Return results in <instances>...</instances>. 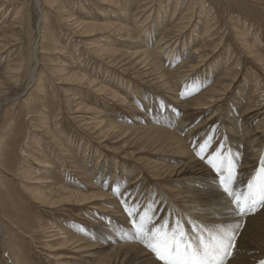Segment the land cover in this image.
<instances>
[{"label":"rangeland","instance_id":"374dc122","mask_svg":"<svg viewBox=\"0 0 264 264\" xmlns=\"http://www.w3.org/2000/svg\"><path fill=\"white\" fill-rule=\"evenodd\" d=\"M48 1L11 0V6L0 11V27L13 19L16 9L24 21L20 34L15 29L0 36V264H10L7 257L16 264H120V260L126 264L130 254H124L127 248L121 244L140 243L122 237L121 233L132 234L131 224L105 184L120 185L141 203L154 201L159 222L179 218L185 230L187 219L193 220L188 217L186 189L195 186L194 194L202 192L200 208L214 209L204 224L237 223L240 218L222 207L225 198L206 164L200 161L208 173L204 191L196 188H202L199 184H186L185 174L175 171L185 161L179 157L186 155L183 146L198 160L193 147L212 135L213 128L224 152L237 158L238 188L244 189L259 171L264 159V0ZM75 19L96 22L98 28L91 32L68 27ZM107 23L132 30L102 27ZM35 41L36 62L31 55ZM96 46L116 54L110 57L108 51L99 58ZM144 48L168 72V88L150 73H140L149 67L136 64L143 60ZM200 57L194 69L183 67ZM17 59L22 68L15 81L8 78L6 67H13ZM32 68L37 75L28 85ZM75 72L94 85L75 80ZM223 82L227 87L211 94L210 100L194 102ZM99 87L106 91H97ZM76 106H83V111L72 113ZM148 114L161 115L170 123L147 120ZM181 120L195 139L180 131ZM232 122L238 125L235 130ZM39 177L44 181L36 183ZM60 185L69 190L58 193L60 197L72 191L85 194L87 200L55 203L52 208L37 201V191L51 202L60 198L56 194ZM100 192L106 196L99 197ZM92 193L96 196L87 198ZM253 216L264 219V209L244 218ZM256 229L262 233L257 235ZM250 231L246 241L251 246L245 250L257 264L264 259L259 240L264 229L254 226Z\"/></svg>","mask_w":264,"mask_h":264},{"label":"snow or ice","instance_id":"6c2138e0","mask_svg":"<svg viewBox=\"0 0 264 264\" xmlns=\"http://www.w3.org/2000/svg\"><path fill=\"white\" fill-rule=\"evenodd\" d=\"M180 95L184 97L185 92ZM161 107L164 105L161 104ZM212 131V135L194 145L193 154L214 173L213 179L226 201L222 207L240 218L235 224L189 222L191 230L188 231L179 218L174 223L169 219L159 222L156 217L158 206L154 201L141 203L132 199L127 189L122 191L120 185L105 184L117 198L126 222L131 224L132 234L121 233L122 237L137 240L159 264H232L242 236L243 218L264 209V159L245 188H238L237 158L224 152L223 143L216 140V129ZM214 144L217 146L214 147ZM110 223L109 220L105 227ZM257 264H264V259H258Z\"/></svg>","mask_w":264,"mask_h":264},{"label":"bare ground","instance_id":"6f19581e","mask_svg":"<svg viewBox=\"0 0 264 264\" xmlns=\"http://www.w3.org/2000/svg\"><path fill=\"white\" fill-rule=\"evenodd\" d=\"M55 0H51L50 1V3H52V2H54ZM142 1H144V3H145V0H142ZM147 1V0H146ZM46 2H49L48 0H46ZM176 2V1H175ZM193 2V1H192ZM177 3V2H176ZM175 3V4H176ZM190 3V2H189ZM188 3V4H189ZM174 4V5H175ZM191 4V3H190ZM169 5V4H168ZM11 6V0H0V11H2L3 9L5 10V9H7V7H10ZM186 6V5H185ZM194 6V5H193ZM140 7H141V4H140ZM177 7V6H176ZM188 7V6H187ZM139 8V7H138ZM148 8V7H147ZM167 8V7H166ZM41 9V11H42V8H40ZM142 9V8H141ZM144 9V8H143ZM10 10V9H9ZM174 10V9H173ZM190 10H191V8H190ZM189 10V11H190ZM140 11V10H139ZM175 11V10H174ZM179 11H180V9H179ZM5 12V11H4ZM148 12V11H147ZM176 12V11H175ZM187 12V11H186ZM151 14V13H150ZM186 14V13H185ZM189 14V13H188ZM39 15V14H38ZM193 15V14H192ZM43 16V11H42V13H41V17ZM171 16H172V14H171ZM183 16V15H182ZM40 16H38V18H39V20H40V18H41ZM70 17H72V14H70L69 16H68V18L67 19H69ZM147 17V16H146ZM156 17V16H155ZM184 17H185V15H184ZM63 20H65V18L64 17H61ZM149 17H147V19H148ZM170 18H172V17H170ZM181 18V17H180ZM73 19L74 18H71L70 20H68V21H73ZM161 19H163V18H161ZM174 19V18H173ZM176 19H178V18H176ZM192 19V18H191ZM39 20H38V23H37V25H39L40 24V22H39ZM42 20V19H41ZM145 20V19H144ZM184 20H185V18H184ZM172 21V20H171ZM177 21H180V19L179 20H177ZM182 21H183V19H182ZM186 21H187V19H186ZM23 17H22V15H21V10L20 9H16V11H14V16H13V19L8 23V24H5V25H3L2 27H0V36H2V37H5V35L7 36V33H9V32H7V30H14L13 32H15V29H16V32H18L19 34H20V30L23 28ZM142 22H143V20H142ZM170 22V21H169ZM187 22H189V21H187ZM209 22V21H208ZM96 22H92V21H90V22H82V21H78V19H75L74 20V22H72V23H67V26L68 27H71L72 26V28H77L78 26H80V28H84L85 29V31H95V29L96 28H98L97 27V25L95 24ZM144 23V22H143ZM142 23V24H143ZM145 23H147L146 21H145ZM76 24V25H75ZM99 24V23H98ZM160 24V23H159ZM162 24V23H161ZM171 24V23H170ZM169 24V25H170ZM173 24H175V23H173ZM209 24V23H208ZM207 24V25H208ZM122 25V24H121ZM121 25H116V24H113V23H107V24H105V25H102V27H104V28H112V29H114L115 31H117V32H121V31H125V32H128V31H130V30H132L131 28H126L125 26H121ZM140 25H141V23H140ZM144 25V24H143ZM143 25H141V26H143ZM147 25V24H146ZM177 25V24H176ZM182 25V24H181ZM145 26V25H144ZM155 26V25H154ZM158 26V25H157ZM161 26V25H160ZM171 26H173V25H171ZM178 26H179V24H178ZM177 26V27H178ZM136 27H138V26H136ZM140 27V26H139ZM179 27H181V26H179ZM188 27V24H184V26H183V31H185L186 30V28ZM208 26H206L205 27V29L207 28ZM27 28H29V26L27 27ZM143 28V27H142ZM150 28V27H149ZM169 28H172V27H169ZM137 29H139V28H137ZM141 29V28H140ZM159 28H157V30H158ZM179 29H181V28H179ZM204 29V30H205ZM208 29H210V28H208ZM18 30V31H17ZM155 30V29H154ZM163 30H165V32L167 33V31H166V29H163ZM171 30V29H170ZM169 30V31H170ZM172 30H174L173 28H172ZM207 30V29H206ZM146 31V30H145ZM205 32V31H204ZM206 32H209V30L208 31H206ZM205 32V33H206ZM165 33V34H166ZM170 33H171V31H170ZM173 33V32H172ZM11 34H14V33H11ZM165 34H163V35H165ZM207 34V33H206ZM151 35V34H150ZM149 35V36H150ZM172 35V34H171ZM204 35V34H203ZM167 36H169V33H168V35ZM161 37H163V36H161ZM160 37V38H161ZM166 37V36H165ZM182 37H184V36H182ZM194 37V36H193ZM159 38V39H160ZM152 39V38H151ZM150 39V40H151ZM164 39V38H163ZM166 40V42H167V39H165ZM191 40V39H190ZM160 41H163V40H159L158 42H160ZM149 43V42H148ZM36 41L34 42V44L32 45V53H31V55H32V58H33V60L36 62L37 60V57H36ZM157 44V43H156ZM155 44V45H156ZM160 44V43H159ZM163 44H164V42H163ZM177 44V43H176ZM1 46L3 47V46H5V44H1ZM164 46V45H163ZM216 46V45H215ZM7 47V46H6ZM166 47V46H165ZM207 47V46H206ZM205 47V48H206ZM212 47V46H211ZM4 48V47H3ZM163 48V47H162ZM175 48V47H174ZM246 48H247V50H249V47H247L246 46ZM109 48H104V47H98V46H96L95 47V49H94V53L96 54V56L97 57H103L102 55H106V54H108V51H111V56L110 57H112L114 54H116L115 53V50H108ZM155 48H153V50H154ZM156 49H157V46H156ZM160 49V48H159ZM158 49V50H159ZM202 49H203V47H202ZM250 49H251V47H250ZM76 50V49H75ZM74 50V51H75ZM157 50V51H158ZM161 50V49H160ZM163 50V49H162ZM206 50H207V48H206ZM252 50V49H251ZM73 51V52H74ZM159 52V51H158ZM179 52V51H178ZM195 52V51H194ZM75 54V53H74ZM142 54H143V60H142V57L138 60V61H136V64H142L143 66H149L148 67V69L146 68L145 70L146 71H149V72H146L145 70L144 71H140V73L142 74V75H147V74H151V75H153L152 77H153V79H156L158 82H159V84L162 86V87H164V88H168L170 85H169V80H168V76H167V73L165 72V70H161V66H158L157 65V62L155 61V59H154V57H153V55H155V54H153L152 55V53L149 51V50H145V48L142 50ZM156 54H157V52H156ZM159 55L161 54V52H159L158 53ZM159 55H156V57L157 56H159ZM163 54H161L160 56H162ZM181 55V54H180ZM184 55V54H183ZM189 55V54H188ZM193 55H194V53H193ZM107 56V55H106ZM165 56V55H164ZM181 57H183V56H181ZM16 58V57H15ZM159 58V57H158ZM190 58V57H189ZM194 58V57H193ZM201 58L202 57H200V59L197 61H194V60H192L191 61V63L189 62V63H186L185 65H183V67H193V69H194V67H196L195 65H197V64H199L198 62H200L201 61ZM229 58V57H228ZM257 58V57H256ZM259 58V57H258ZM102 59V58H101ZM148 59H152V61L150 62ZM174 59V58H173ZM183 59V58H182ZM191 59V58H190ZM203 60V59H202ZM260 60H262V59H260ZM16 61V60H15ZM17 61L18 62H16V63H14V66L12 67V66H9V67H6V69H7V71H8V73H10V76L8 77L9 79H14L15 81H18V72H19V70L22 68V62L20 61V60H18L17 59ZM184 61V60H183ZM35 62H34V64H35ZM149 62V63H148ZM170 62V61H169ZM180 63V62H179ZM182 63V62H181ZM7 66V65H6ZM179 66H181V65H179ZM181 68H182V66H181ZM158 70H160V71H158ZM174 70V69H173ZM181 70V69H180ZM169 71V70H168ZM177 71V70H176ZM173 72L172 71V74H174V75H177L178 73L177 72ZM30 73H29V75H28V77H27V84L29 85V84H31L32 83V81L34 82L35 81V79H36V75H37V70H35L34 68H32L30 71H29ZM80 73V72H79ZM79 73H77V72H75L72 76H74L73 78L75 79V80H78V81H80V82H86L87 84H90V85H94V82L93 81H91V80H85V76L84 75H82V74H79ZM169 73H171V72H169ZM181 73V72H180ZM171 74V75H172ZM184 76V75H183ZM179 78V77H178ZM207 78V77H206ZM85 80V81H84ZM1 84V83H0ZM42 82L41 83H39V90H42ZM27 85V86H28ZM1 87V86H0ZM227 87V85L223 82V83H220L218 86H215V87H213L212 89H211V91H208V92H206V93H203L202 95H201V97H199L197 100H195L194 102L196 103V104H198V105H202V104H204V102L206 101V100H210L211 99V94H213V93H217V92H219V89L220 88H223V89H225ZM96 90L97 91H106V88H103V87H99L98 89L96 88ZM169 91V90H168ZM173 92V90L171 91V93ZM5 94V93H4ZM173 94V93H172ZM110 95V94H109ZM118 95V94H117ZM113 96V95H112ZM113 98H115L114 96H113ZM174 100V99H173ZM2 101H5V100H2ZM177 101V100H176ZM181 102V101H180ZM179 102V103H180ZM210 102V101H209ZM176 103V102H175ZM251 107V106H250ZM87 108V107H86ZM86 108H85V110H86ZM83 109V106H76V108L72 111V113H76L77 111H79V110H81V111H83L82 110ZM89 111V110H88ZM147 120H155V121H161V122H169L170 123V121L169 120H167V119H165V118H162L161 117V115L159 116L158 114H157V116H154V115H150V114H148V116L147 117H145ZM103 122V121H102ZM178 124H180V131H182L183 133H185L186 135H184V136H186V137H191L192 136V138H191V140H193V139H195V135L193 136V135H190L191 133H190V131H188V129L186 130V128L184 127L185 126V122L184 121H180V122H178ZM86 126V125H85ZM238 125H236L234 122H232L231 124H230V127L232 128H234V130L236 129V127H237ZM88 129H89V127H87ZM90 128H92V127H90ZM187 131V132H186ZM224 131V130H223ZM102 132V130L101 131H99V133H101ZM104 132V131H103ZM102 132V133H103ZM180 138V137H179ZM178 138V142H180L181 144L183 143L180 139ZM198 141V140H197ZM237 144V143H236ZM183 145V144H182ZM186 146V145H185ZM185 146H183V150H182V154L185 152L186 153V155H179V157L180 156H183V157H185V161H181V162H179V164L177 165V168H176V173L177 172H183L184 174H185V176H186V179L184 180V182L186 183V184H189V183H192V184H199L200 186H202V188L201 189H199L200 187H196L198 190H205L206 188H208V187H206V185H209V183L207 182V179H208V173L206 172L207 171V169L205 168V166L200 162V161H198V160H196L195 158H193L192 156L193 155H190L189 154V151H188V149L185 147ZM66 150V149H65ZM188 152V153H187ZM86 154V153H85ZM54 156V155H53ZM52 156V157H53ZM178 157V158H179ZM55 162V161H54ZM244 163V162H243ZM45 169V168H44ZM209 170V169H208ZM41 175V174H40ZM102 176H104L103 174H102ZM45 177V176H44ZM42 177H39V178H37V179H41ZM201 178H203V179H205V180H202ZM44 178H42L41 180H36L35 182L36 183H41L42 181H44L43 180ZM46 179V178H45ZM103 179L104 178H102L101 179V182L103 181ZM195 179L196 180H199V181H195ZM49 181H47V183H48ZM53 182V181H52ZM25 183H29L28 182V180L25 182ZM43 183H46V182H43ZM185 188H187L186 186H184ZM99 188V187H98ZM194 189H195V186L193 187ZM192 188V189H193ZM204 188V189H203ZM210 188V187H209ZM56 189H58V191H56V194H58V193H61V192H63V194L65 193V192H69V190L67 189V188H65V187H63V186H58ZM192 189L191 188H187L186 189V194H188L187 196H185V197H187V201H188V204L189 205H187V211H191L189 214H188V217H190V218H193V220H191L190 221V219H187V220H189V222H194V223H203V221H205L204 219H209V215H208V213L209 212H211V211H213L214 209H210V210H208V211H204L203 209H201L200 208V204H199V202H197L198 200H199V195L201 196V191H200V194L199 193H196V194H194L195 193V190L194 191H192ZM71 194H69L68 196H62V197H60V195L61 194H58L57 196L58 197H60V198H58V199H55L54 201H50V197L47 195V194H43V193H41V192H39V191H37L36 192V194H37V197H36V199H37V201L38 202H40V203H42V204H44V203H47V204H49L48 206L50 207V208H52L53 207V204H70V202L71 201H74V203H80V202H85L87 199L85 198V197H83V196H85V194L83 195V194H80V193H73L72 191L70 192ZM62 194V195H63ZM99 195V197L100 196H106V194L105 193H102V192H100V193H98ZM181 194V193H180ZM184 194H185V192H184ZM94 196H96V193L95 194H91V196H87V198H93ZM72 198H74L75 200H73ZM103 198H105V197H103ZM198 198V199H197ZM98 199V198H97ZM211 199V198H210ZM213 199V198H212ZM215 199V198H214ZM210 201V200H209ZM214 201V200H213ZM215 202V201H214ZM207 203V202H206ZM210 203V202H209ZM220 204V203H219ZM212 206H214L213 204H212ZM216 207V206H215ZM203 208V207H202ZM216 209H217V207H216ZM221 209V208H220ZM222 210V209H221ZM224 210V209H223ZM222 210V211H223ZM218 211V210H217ZM216 211V212H217ZM219 212H221V211H219ZM221 214H222V212H221ZM226 215V214H225ZM232 215V214H231ZM231 215H230V217H231ZM219 216L221 217V216H224L223 214L222 215H220V213H219ZM226 218V217H225ZM239 218V217H238ZM211 219H212V217H211ZM210 219V220H211ZM228 219V218H227ZM230 219V218H229ZM236 220V219H235ZM238 220H240V219H238ZM263 220V221H262ZM206 221H208V220H206ZM217 221V220H216ZM187 223L186 225H187V230H191V223ZM224 222V221H223ZM207 224H210L211 225V223L210 222H206ZM243 225H242V236H241V238H240V240H239V246H238V248H237V250H236V255H235V258L233 259V261H232V264H242V263H247V264H255V260H252L253 258H251V255H253V254H251V255H248V254H246V250H245V248H248V247H250L251 245H248V240L246 241V239H247V234L248 233H250L251 231V228L252 227H254V226H256L257 228L259 227V229H264V219H259L258 218V216H253L252 218H249V217H246V219L244 218L243 219V223H242ZM254 229V228H253ZM257 230V229H256ZM258 231V232H257ZM256 232V234L258 235V234H261L262 232L261 231H259V230H257ZM261 232V233H260ZM264 233V232H263ZM0 234H1V222H0ZM259 238V237H258ZM259 240L261 241L260 243L262 244V245H264V237H261V238H259ZM252 243V242H251ZM250 244V243H249ZM122 246H125L127 249H126V251L124 252V254H127V255H129V257L127 258V261H126V264H130V262H133L132 264H145L146 262H148L147 264H149L150 262H152L153 264L155 263V264H159L155 259H153V256L152 257H150V255H149V253H148V251L146 252V250H145V248L144 247H142V245L140 246V244H138V245H136V243H123V244H121ZM257 245V244H256ZM250 249V248H249ZM251 250H252V248H251ZM6 255V254H5ZM254 255H255V253H254ZM262 256V255H261ZM6 257V256H5ZM61 257V256H60ZM258 257V256H257ZM260 257V256H259ZM8 259H9V261H10V264H16V262L14 261V260H12V259H10L9 257H7ZM125 258V257H124ZM141 258H144L143 259V262H142V260H141ZM255 259H256V257H255ZM117 259H115V261H116ZM123 261V260H122ZM122 261L120 260V264L122 263ZM257 262V261H256Z\"/></svg>","mask_w":264,"mask_h":264}]
</instances>
